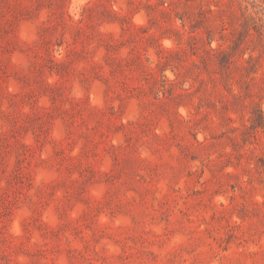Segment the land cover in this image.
Instances as JSON below:
<instances>
[{"label":"rangeland","instance_id":"1","mask_svg":"<svg viewBox=\"0 0 264 264\" xmlns=\"http://www.w3.org/2000/svg\"><path fill=\"white\" fill-rule=\"evenodd\" d=\"M0 264H264V0H0Z\"/></svg>","mask_w":264,"mask_h":264},{"label":"clouds","instance_id":"2","mask_svg":"<svg viewBox=\"0 0 264 264\" xmlns=\"http://www.w3.org/2000/svg\"><path fill=\"white\" fill-rule=\"evenodd\" d=\"M134 23L137 25V26H140L144 23V20L142 19V13L138 16H136L134 18ZM164 47L167 49V48H171L172 45L170 44V42L168 41H164ZM95 195V194H94ZM12 231L15 233V234H19V227H18V224L17 223H13L12 224Z\"/></svg>","mask_w":264,"mask_h":264}]
</instances>
